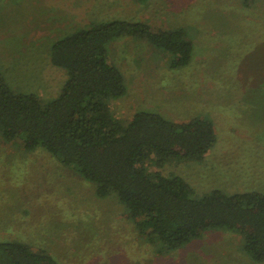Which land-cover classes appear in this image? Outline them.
<instances>
[{"label": "rangeland", "instance_id": "374dc122", "mask_svg": "<svg viewBox=\"0 0 264 264\" xmlns=\"http://www.w3.org/2000/svg\"><path fill=\"white\" fill-rule=\"evenodd\" d=\"M117 20L184 29L194 56L173 70L170 56L147 40L109 43L128 88L112 103L116 117L127 123L150 111L174 122L209 119L218 135L203 160L151 170L184 178L195 197L264 193V0H0V72L16 92L56 98L69 74L52 64L53 43ZM0 241L46 249L60 264H258L243 238L225 230L158 251L117 198H98L94 184L49 153L26 152L22 140L1 135Z\"/></svg>", "mask_w": 264, "mask_h": 264}, {"label": "trees", "instance_id": "16d2710c", "mask_svg": "<svg viewBox=\"0 0 264 264\" xmlns=\"http://www.w3.org/2000/svg\"><path fill=\"white\" fill-rule=\"evenodd\" d=\"M121 37L165 51L173 70L189 66L194 56L184 29L154 31L146 22L117 20L71 32L51 46L52 64L69 74L56 98L44 102L39 94L16 92L0 72L3 141L22 140L26 152L41 149L94 184L98 198H117L157 250L173 252L208 231L225 230L243 238L248 258L264 263V193L214 190L195 197L184 178L151 170L174 160H203L218 139L212 120L174 122L150 111L127 123L116 117L112 103L128 88L107 46ZM0 264L60 263L27 242L0 241Z\"/></svg>", "mask_w": 264, "mask_h": 264}]
</instances>
